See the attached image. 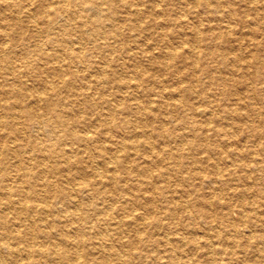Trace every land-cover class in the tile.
Returning a JSON list of instances; mask_svg holds the SVG:
<instances>
[{
  "label": "bare ground",
  "instance_id": "6f19581e",
  "mask_svg": "<svg viewBox=\"0 0 264 264\" xmlns=\"http://www.w3.org/2000/svg\"><path fill=\"white\" fill-rule=\"evenodd\" d=\"M142 1L0 0V264H198L197 256L201 264H264V212L257 209L264 206V156L231 138L242 129L264 138V116L253 118L259 109L251 101L263 88L228 92L233 79L221 74L252 65V79H264L263 43L254 44L257 53L248 49L264 26L237 28L245 8L233 4L244 0H177L173 18L158 23L176 20L179 41L163 28L138 47L155 73L190 68L192 84L172 86L129 61L138 51L126 47L122 29L156 27L142 18L162 17L163 0H148L147 8ZM246 2L264 14V0ZM108 39L124 52L115 56L117 69L108 70ZM152 45L160 46L157 55ZM199 70L231 102L213 109L193 84ZM140 87L146 97L134 92ZM168 109L180 114L174 126ZM208 139L219 148L202 143Z\"/></svg>",
  "mask_w": 264,
  "mask_h": 264
},
{
  "label": "rangeland",
  "instance_id": "374dc122",
  "mask_svg": "<svg viewBox=\"0 0 264 264\" xmlns=\"http://www.w3.org/2000/svg\"><path fill=\"white\" fill-rule=\"evenodd\" d=\"M220 1L223 2L225 6H227V4L229 2V0H220ZM175 3H177V0H175V1L174 0H163L162 5H161L162 7H158L159 9L157 11L159 13V15H162V17L151 20L150 16H147L146 15L145 17L142 18L143 22H147L148 25L150 23L157 24L158 22H160L161 20H163V18H165V16L166 17L173 18L174 14H175V10H173V8L175 7ZM149 4L150 3L148 2V0H144V1L141 2V6L143 8H147L149 6ZM233 5H234L233 8H234L235 11L236 10L238 11L241 8H245V15H244V20L245 21H243L242 26L236 24L237 25V28H239V26H240V28L243 31H250L252 28H255L256 26H259V27H263L264 26V17H263L264 14L262 13V15H261L259 13L258 14L255 13L254 11H251L249 9V7H248L249 3L246 2V0H244V1H238V2H236ZM191 6H192V4L187 5L188 9H190ZM163 12H164V14H163ZM202 15H205V14L203 13ZM211 15L213 17H215V13H213ZM190 16L191 17H195V14H192ZM237 19H239V16L238 15H237ZM208 22H210V23H208ZM208 22H205L204 21V23L202 24V26L205 29H207L208 27H210L209 25L212 26V25L215 24V21L214 20L208 21ZM233 24H235V23H233ZM236 25H234L235 28H236ZM178 27L179 26H177L176 20H172L170 22V24L162 23V24L157 25L156 27H154V26L147 27V29L146 28L145 29H142L141 30L142 32L141 31H138V30H135V29H130V28H124V29H122V39L123 38L124 39L126 38V43L128 42L127 45H126V47L129 46L128 48H131L130 49L131 51H135V52L138 51L137 53H135L134 56H132V58H130L131 60H129V61L130 62L137 61L142 66L148 67L147 70H148V75L150 76V78H153L154 75L156 74V75H159L160 78L166 80V82L168 84H171L172 86H177V85H180V86L183 85V86H185V85H188L189 83L192 84V82H190L189 76L186 75V72H190V68H188V67H186V68L185 67H183V68L166 67L164 70L155 73V71L152 70V68L149 67L148 64H147V63H149L148 58L145 57L140 52V50L138 48V47H142L141 46V45H143L142 42L145 41V40H148V41H151V42H152L153 39L155 40V38L157 37V35H159L161 29H163V28H165V30L169 31V36H171V39L173 40L174 44H176L179 41L180 38L177 37V36H175V37H172V36L174 34L173 31L176 28H178ZM143 30H146V31L143 32ZM30 31H31V29H30ZM147 31H149V34L147 33ZM185 31H186V36L190 34V30L189 29H186ZM206 32L207 33H213L214 32L216 34L218 31L215 30V29H210V30H206ZM231 36L227 39V41L230 40V42L236 44V41L235 40L232 41V38L235 39L236 36L235 35H233L232 37ZM253 38H254V40H248L249 41L248 49H250L249 51L254 54V53L259 52L258 51V48L260 46H264V35L262 33H259L257 36H255ZM259 42H260V44L263 43V45H260V46L256 47L254 44L255 43H259ZM203 44H204V42H202V44H201L202 47L201 48H203ZM150 45H151V43H150ZM87 46L90 47L91 46V43L90 42L87 43ZM150 47H151L150 49H151L152 53L155 54V55H157L161 51L160 46L152 45ZM116 49L118 50L117 42H115L112 39H108V54H109L110 57H112V60H113L108 65V70H111L113 67H114V69H117V67H115V65L118 66L117 65L118 62H116L115 56L122 55L124 53V52H122L120 54V53H118V51ZM262 49L263 50L260 53V56L262 58H264V47ZM179 51H181V50H179ZM95 58L97 59L98 57H95ZM179 61L180 60L175 59L174 62H175V64L180 65L181 64V61L180 62ZM203 61H205V63L208 64V66H210L211 64H213L212 59L210 58V56H204L203 57ZM242 62H244V59H242ZM242 65H244V64H242ZM229 68H231L230 71H227V69H223V71H221V74L222 75H224V76H231L232 79H233V84H231L228 92H232L233 93V92H235V89L238 90V91H241L242 88L243 89H246L247 88L246 85H248V84H254V85H257L260 88H263L262 92L261 91L260 92L259 91L258 92H255L254 98L251 99V101H254L255 104H256V107H258V109H259V113H258L259 116L257 114V116L254 115L253 118L254 119H261L262 116H264V93H263V91H264V86H263L264 85V83H263L264 82V79L261 78V77L258 78V79H256V80H253L252 79V77H254L253 76L254 72H256V70H255L256 68L253 67L252 65H250L247 70L237 69L236 67H231L230 65H229ZM263 71H264V68H263ZM153 73H154V75H153ZM196 76H197L196 77L197 81L196 82H193V84H195V87H197L198 90L201 89V90L205 91L206 94L203 97H205L209 101H212L211 104H212L213 109H215V104L221 105V103H223L222 105L226 106L229 102H231V100H229V102L226 103V100L224 99L225 96L221 93L222 91L220 89L221 88L220 85H217L215 83H211L210 84L209 79H208V77H207V75L205 73H202V71L199 70V72H196ZM235 80H237V81H235ZM238 81H240V82H238ZM114 90H115V87L113 85H111V84H108V94L109 95L112 94L114 92ZM214 90H215L216 93L214 92ZM134 92H138V94H140V96L146 97V94L145 93L147 91L145 90V87H140L138 89V91H134ZM153 96H154L153 94L147 93V97L153 98ZM194 96L195 95H193V93H192V95H191L192 98L190 100L194 99L193 100L194 101L193 103H194V105H197V103L195 102ZM224 103H226V104H224ZM238 105L239 104L236 103L235 106L236 107H239ZM201 109L202 108L200 107L199 110H201ZM218 110H219V108H218ZM237 110H238V108H237ZM239 110H241V109L239 108ZM168 112H170L169 115L173 119L175 118V116H177V115L179 116L180 115V114H178L177 111H174V110H171L170 111V109H168ZM116 113H117L116 114L117 119H119L120 117H122L121 115H126V117L130 118L131 120H133L135 118L134 115L127 114L125 112H123V114L118 113V112H116ZM260 113H261V115H260ZM195 114H196L195 117H196L197 120H199L201 118L204 119L201 116V114H202L201 111H198V113H195ZM86 116L89 117L90 115L86 113ZM177 117L174 119V121H172V123L170 125H173L174 126L177 123V121L179 120V119L176 120ZM221 123H224V122H221ZM156 124H157V122H156ZM211 125H213V123ZM221 125H222V127L228 128L227 125H224V124H221ZM207 132L209 133L210 131L208 130ZM251 134H253V131L252 130L247 131V129H242V130L237 131L235 134H233L231 136V138H236L235 139L234 146H236L237 148L242 149V150H244V148H245V150H247L246 152H249V155H252V156H254L256 158H260L261 156H264V138H258L256 135H251ZM202 143H205V144L210 143V144H214V146H216V144H217L215 141H213V139H208V140L202 141ZM169 145L172 146L173 144L170 142ZM217 148H219V147H217ZM261 148L263 149V151L261 150ZM198 156H199V158L202 159V161H204V165L205 166H208L210 159L207 160L205 158V153L204 152L203 153L200 152V153H198ZM220 162H221V164L223 163L221 160H220ZM185 163H187V162H185ZM192 182H194V181H191L190 184ZM261 182H263V180H261ZM133 183H136V181L134 180ZM159 185L161 186V184H159ZM170 185H171V187H170V189H171V188H173L175 186V183L171 181L170 182ZM185 185H186V183H185ZM206 185H207V187H206ZM218 185H220V184L218 183ZM262 187H263V185H260V184H257V186H256V188H258V190L262 189ZM209 189H210V187L208 186L207 183L202 184V190L204 191V194H206V192H208ZM137 193L140 195V198H143V196L145 195L146 191L139 190ZM233 201H237V200H233ZM257 209H259V211H261V213L264 212V206H261L260 205V206L257 207ZM154 212H156V214H155L156 216H159V214L157 213V211H154ZM154 212H152V214ZM231 216H232V218H235V219L237 218V214H235V213H232ZM163 222L166 224V227L168 229L171 230L172 228H174V223L170 219H166L165 218ZM171 236H172V238L174 237L173 235H171ZM211 240H212L213 245L216 246V247H217V245L219 243L221 245L222 244V241H223L222 238H217V237H212ZM148 253L149 254H152V251H148ZM221 255H222V257H225V254H221ZM202 258L203 257H201V256H197V259L198 260L196 262L198 264H201Z\"/></svg>",
  "mask_w": 264,
  "mask_h": 264
}]
</instances>
